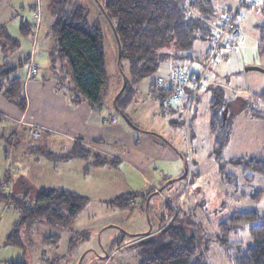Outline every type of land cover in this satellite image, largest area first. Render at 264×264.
I'll return each instance as SVG.
<instances>
[{"label": "rangeland", "instance_id": "obj_1", "mask_svg": "<svg viewBox=\"0 0 264 264\" xmlns=\"http://www.w3.org/2000/svg\"><path fill=\"white\" fill-rule=\"evenodd\" d=\"M100 1L71 2L81 5L89 23L103 34L107 79L101 88V106L91 110L85 101L75 106L66 101L69 96L57 95L72 92L73 82L64 71L61 85L48 57L56 43L51 32L54 1L0 0V23L18 40L15 47L9 45L5 57L0 50V69L16 67L12 75L24 81L29 107L25 120L40 126L38 136L29 134L30 123L19 126L17 119L23 110L0 93V181L8 172L9 191L21 196L63 187L87 197L70 225L38 222L29 228L17 224L19 214L12 203L0 200V264L18 260L26 264H138L133 242L139 237L133 234L156 231L160 216L166 217V223L176 213L184 230L195 236L197 254L206 264H234L251 240L250 223L238 227L241 243L228 246L216 240L218 223L234 210L264 214V200L248 195L264 185V176L226 162L232 157L264 154V118L249 115L245 104L248 96L264 87L263 70L245 69L250 65L264 69V0H213V33L223 20L216 24L218 17L225 15L222 9H238L234 22L237 40L226 35L232 45L221 46L206 68V51L216 36L196 40L191 58H164L154 72L131 82L132 87L119 96L118 103L127 116L115 104L122 73L114 30ZM26 23L29 31L22 33L20 25ZM30 55L37 70L27 77V62L19 63ZM177 66L193 74L205 70L206 80L196 91L186 117L175 103L167 110L152 95L156 91L152 83L168 82ZM123 70L127 71L124 62ZM126 98L129 100L123 105ZM213 99L229 104L225 112L230 136L222 151L223 162L214 157L208 127ZM87 114L91 125L81 119ZM92 135L93 140L89 138ZM77 137L107 162L91 165L81 158L55 161L39 151L67 153ZM227 174H233L230 181ZM120 194L130 197L129 206L109 203ZM14 228L18 243H6Z\"/></svg>", "mask_w": 264, "mask_h": 264}, {"label": "trees", "instance_id": "obj_2", "mask_svg": "<svg viewBox=\"0 0 264 264\" xmlns=\"http://www.w3.org/2000/svg\"><path fill=\"white\" fill-rule=\"evenodd\" d=\"M53 1L51 11L54 14V21L51 32L56 43L48 53L50 65L61 85H64V71L70 73L73 82L70 94L74 101L85 100L93 108L100 107L101 88L107 79L102 31L89 23L83 7L78 3H71L72 0ZM100 3L103 12L113 24L120 45L118 65L126 77V84L117 93L115 104L124 116L127 115L122 110V105L118 103V98L132 87L131 82L154 72L164 58L169 57L173 60L191 58V50L196 40L215 36L211 24V19L215 15L213 0H101ZM222 11L225 15L231 12L229 8ZM20 30L22 33H28L27 23L21 24ZM17 44L18 40L9 34L4 23H0V50L4 53L3 56L5 57L9 45L15 47ZM212 46L213 43L209 49ZM208 52L209 50L206 51L205 57ZM25 62L26 71L30 65L33 66L31 73L36 71L31 55L19 65L22 66ZM123 62L127 65V71L123 70ZM15 71L16 67L0 69V93L24 110L27 105L24 81L20 76L12 75ZM155 83H152L153 89L156 90L152 95L167 109L164 105V96L167 92L159 91ZM128 100L126 98L122 104H126ZM259 101L264 104V87L245 99L248 114L264 118V108ZM228 106L227 101L220 103L216 99L210 103L208 127L213 137L212 152L219 162L225 161L222 151L230 136L227 116L223 119L224 109ZM30 149L37 151L39 148ZM39 151L48 159L55 161L82 158L89 160L88 164L91 165H103L107 162L98 152L84 145L81 138L76 139L72 148L64 154H54L47 149ZM226 162L240 165L244 170H251L264 176V154L247 158L232 157ZM87 167L88 165L85 166L86 170ZM225 177L230 181L233 174H227ZM248 177H251V174ZM8 178L7 172L4 180L0 181V200L13 204L19 214L17 224L26 228L38 222L68 226L75 221L87 202L86 196L63 187L42 188L31 197H27L28 192L21 196L9 191L6 181ZM248 195L252 199L264 200V185ZM109 203L125 207L131 202L130 197L120 194ZM171 214L172 211L168 213ZM165 220L164 215L160 216L161 224L156 231L150 229L149 232L133 234L139 237L133 242L138 249V264H206L197 254L195 236L188 234L180 225L177 213L170 221L165 223ZM242 223H250L248 230L251 240L245 250L240 251L234 258V264H264V214L254 210H234L218 223L216 240L223 246L241 243L238 238V227H242L240 226ZM16 235L17 229L14 228L6 243H18V240L14 239ZM56 237L54 235V239ZM114 243H118V240ZM8 263L26 264L21 260Z\"/></svg>", "mask_w": 264, "mask_h": 264}, {"label": "built area", "instance_id": "obj_3", "mask_svg": "<svg viewBox=\"0 0 264 264\" xmlns=\"http://www.w3.org/2000/svg\"><path fill=\"white\" fill-rule=\"evenodd\" d=\"M238 9L227 13L220 26L216 29L215 42L213 46L209 49L208 55L206 57L207 64L205 68L214 60L216 53L219 52L221 46L232 45L231 40H228L227 36L235 37V41L238 38L237 29L234 27L235 17L237 15ZM227 35V36H226ZM218 36V38H217ZM33 70V66L30 65L27 69V77ZM205 70L198 74H193L192 72H187L179 67H177L169 82L161 83L159 80L155 83V87L160 89L159 91L167 92L164 96V105L168 109L175 103L176 108H182L185 117L189 111L190 104L194 95L200 85L202 86L205 82ZM30 135L38 136L40 127L36 124L30 123Z\"/></svg>", "mask_w": 264, "mask_h": 264}, {"label": "crops", "instance_id": "obj_4", "mask_svg": "<svg viewBox=\"0 0 264 264\" xmlns=\"http://www.w3.org/2000/svg\"><path fill=\"white\" fill-rule=\"evenodd\" d=\"M229 8V7H228ZM221 13H222V11H221ZM213 19V18H212ZM211 19V20H212ZM223 19V15H221V16H219L218 17V21H217V23L216 24H218L221 20ZM211 22H213V21H211ZM214 23H215V21H214ZM209 49V48H208ZM208 49H207V51H208ZM36 70H37V66H36ZM57 95H59L60 97H63V96H69V97H67L68 99L66 100L68 103H71V104H74L75 106H79V105H81V103H82V101H85V100H80L79 102H76V101H74L73 99H72V95L70 94V93H66V92H64V91H62L60 94L58 93ZM28 103V102H27ZM87 103V102H86ZM88 105V104H87ZM89 106V105H88ZM85 107V106H84ZM89 107H91V106H89ZM28 109H29V107H27V105H26V107H25V109L21 112V114H20V116H19V118L17 119V122H18V124H19V126H27L28 125V123H35V124H37V122L36 121H32V120H28V119H26L25 120V117H26V115H27V113H28ZM93 109H95V108H93V107H91V110H93ZM103 113V112H102ZM118 115L119 114H117L116 116L118 117ZM108 116H110V114L108 113ZM112 117V116H111ZM87 118V119H86ZM86 118H81V119H83L85 122H83V121H81V122H83V123H85L86 124V120L89 122V125H91V122H92V118L90 117V115H86ZM27 123V124H26ZM94 136L95 135H92L91 137H89V138H92V140H93V138H94ZM77 138H81V137H77ZM97 140H101V138L100 137H98V138H96ZM81 140H82V143L83 142H85L84 140H83V138H81ZM91 141V140H90ZM86 143V142H85ZM91 144V143H90ZM93 145V144H92ZM79 159V158H78ZM82 159V158H81ZM23 179H24V177H23Z\"/></svg>", "mask_w": 264, "mask_h": 264}, {"label": "water", "instance_id": "obj_5", "mask_svg": "<svg viewBox=\"0 0 264 264\" xmlns=\"http://www.w3.org/2000/svg\"><path fill=\"white\" fill-rule=\"evenodd\" d=\"M101 5V4H100ZM102 8V7H101ZM102 10H103V8H102ZM108 18V17H107ZM109 19V18H108ZM109 21H110V19H109ZM111 22V21H110ZM112 24V23H111ZM112 27H113V24H112ZM113 30H114V34H115V37H116V41H117V47H118V53H117V64H119V60H120V45H119V41H118V38H117V36H116V33H115V29H114V27H113ZM245 69H260V70H263L264 71V69H262V68H260V67H257V66H253V65H250V66H247V67H245ZM122 78H123V83H122V87H121V89H120V91L123 89V87L125 86V84H126V77H125V75L124 74H122ZM225 111H226V108L224 109ZM225 117H226V112H223V119H225ZM150 230H148L147 232H149ZM145 233V232H144Z\"/></svg>", "mask_w": 264, "mask_h": 264}]
</instances>
